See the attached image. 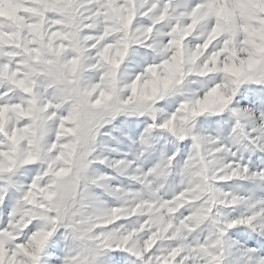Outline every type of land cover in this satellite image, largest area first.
Wrapping results in <instances>:
<instances>
[{
  "label": "snow or ice",
  "instance_id": "6c2138e0",
  "mask_svg": "<svg viewBox=\"0 0 264 264\" xmlns=\"http://www.w3.org/2000/svg\"><path fill=\"white\" fill-rule=\"evenodd\" d=\"M0 264H264V0H0Z\"/></svg>",
  "mask_w": 264,
  "mask_h": 264
}]
</instances>
